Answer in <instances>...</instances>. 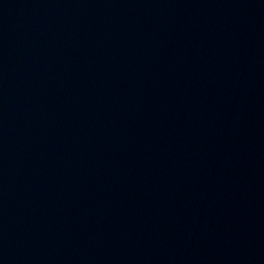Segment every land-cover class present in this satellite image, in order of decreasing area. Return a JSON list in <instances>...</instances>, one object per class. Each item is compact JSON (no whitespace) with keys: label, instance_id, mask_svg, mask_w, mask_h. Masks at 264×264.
<instances>
[{"label":"water","instance_id":"water-1","mask_svg":"<svg viewBox=\"0 0 264 264\" xmlns=\"http://www.w3.org/2000/svg\"><path fill=\"white\" fill-rule=\"evenodd\" d=\"M0 264H264V0H0Z\"/></svg>","mask_w":264,"mask_h":264}]
</instances>
